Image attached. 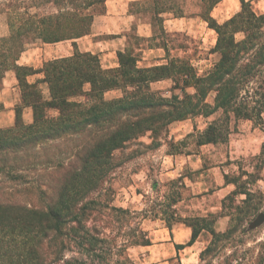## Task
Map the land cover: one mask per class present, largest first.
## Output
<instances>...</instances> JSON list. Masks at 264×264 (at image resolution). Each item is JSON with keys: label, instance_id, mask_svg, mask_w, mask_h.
I'll use <instances>...</instances> for the list:
<instances>
[{"label": "trees", "instance_id": "16d2710c", "mask_svg": "<svg viewBox=\"0 0 264 264\" xmlns=\"http://www.w3.org/2000/svg\"><path fill=\"white\" fill-rule=\"evenodd\" d=\"M158 1L170 5V0ZM240 1V10L228 20L218 24L208 18L217 34L212 51L218 60L204 73L186 62L173 65L169 73L167 67L151 72L135 68L133 58L121 54L120 67L105 70L96 55L75 52L44 62L40 71L47 98L36 84L25 81L31 69L16 64L26 42L50 43L88 33L93 18L89 9L105 0H31L54 4L55 11L43 12L30 11L40 5L6 6L9 33L0 37V79L7 69H15L21 103L14 125L0 128V264H126L129 239L119 244L106 233L118 221L116 216L130 213L104 197L117 168L141 153L139 148L157 146L156 135L170 122L189 116L220 112L199 133L197 144L226 140L231 121L251 120L264 132V13ZM216 2L200 0L209 8ZM165 75L174 78L175 86H191L193 92L183 89L181 96L165 98L150 91L148 82ZM115 88L123 90L122 96L104 99L103 93ZM23 106L32 109L29 124L22 120ZM146 134L150 143L141 140ZM255 159V166L262 168L264 139ZM224 176L235 185V193L244 195L235 220L259 212L264 190L239 191L237 183ZM176 200L167 204L170 212L163 220L169 228L184 220L192 228L191 244L201 228L211 230L213 219L178 216L170 209ZM226 214L232 221L233 214ZM232 228L211 230L199 256ZM134 236V244L145 241Z\"/></svg>", "mask_w": 264, "mask_h": 264}, {"label": "crops", "instance_id": "0c3cea01", "mask_svg": "<svg viewBox=\"0 0 264 264\" xmlns=\"http://www.w3.org/2000/svg\"><path fill=\"white\" fill-rule=\"evenodd\" d=\"M244 1L250 3L254 12L264 13V0ZM158 2L105 0L102 12L92 20L88 33L50 43L38 40L22 50L16 64L31 69V72L25 75V81L36 84L45 98L48 97V87L40 71L44 62L68 57L75 52L96 55L105 70L120 67L121 54L131 56L135 68L149 69L151 72L155 67H167L166 72L169 73L173 65L179 67L186 62L198 74L204 73L218 60V54L212 51L217 34L208 24V18L218 24L228 20L240 10L241 1L218 0L210 8L201 5L200 0H170V5H158ZM199 26L202 27V33L206 31L213 34L208 48L209 55L213 57L206 59L209 61V67L202 71L189 59L188 49L174 47L169 38L177 33L190 34L194 27ZM148 86L150 91L165 98L172 94L181 96L183 89L193 92L191 86H185L183 89L175 86L174 78L167 75L152 78ZM43 87L46 89L45 93L41 89ZM84 88L87 89L88 85ZM122 94L121 88H115L105 91L103 97L111 100L121 97ZM207 100L212 102V96L208 95ZM20 103L21 88L15 69L10 68L0 79V128L6 129L14 125L16 107ZM210 116H189L170 122L167 126L168 139L172 142H182L186 136L196 131L194 118L208 119ZM21 117L25 124L31 123L30 106L22 107ZM207 123L206 121L205 124ZM208 144L215 143L198 144L197 150H189L186 146L176 149L166 147L158 165L161 176L168 180H179V183L183 182L190 187V201L194 202L190 208L194 211L181 212L178 216L188 217L191 221L213 219L211 230L220 233L229 227L230 219L224 211L223 203L225 197L232 194L235 186L226 181V172L222 166H209L206 163L203 148ZM149 221L151 224L143 227L145 241L127 248V256L132 261L130 264H196L200 252L212 237L211 230L201 228L194 241L188 244L192 228L184 220L174 222L170 228L163 219ZM176 245L182 247L178 249Z\"/></svg>", "mask_w": 264, "mask_h": 264}, {"label": "rangeland", "instance_id": "374dc122", "mask_svg": "<svg viewBox=\"0 0 264 264\" xmlns=\"http://www.w3.org/2000/svg\"><path fill=\"white\" fill-rule=\"evenodd\" d=\"M40 5L30 11H55L54 4H36L31 0H0V37H5L9 33L7 19V5ZM103 5H95L89 9L92 13V20L102 12ZM174 47H186L189 59L200 71L209 67V61L213 56L208 53L213 34L203 31L202 27H194L190 34L177 33L169 36ZM38 39H28L25 46H28ZM45 93L46 89L41 88ZM220 112H216L208 119L203 117L194 118L193 122L196 131L186 136L182 142H172L168 139V128L156 135L157 146L150 145L141 149V153L126 161L120 168H117L113 177L106 186L109 188L104 196L111 205L128 209L127 214L116 216L113 226L106 230L110 236L121 244L129 239L127 248L135 245L130 242L133 235L134 239L141 241L144 238L143 227L151 224L149 220L164 219L170 212L167 204L175 197L176 202L171 203V210L175 209L177 215L181 212L194 211L190 208L194 202L190 201L192 194L190 187L179 183V180H168L160 175L159 159L164 149H176L186 146L189 150L199 149L196 143L198 134L205 127L206 121L209 122L218 118ZM148 134L141 138L145 143H150ZM264 139V132L252 121L240 120L236 123L231 121L230 130L226 140L215 144L204 146V157L209 166L220 165L228 175V179L237 183V190L250 189L253 193L264 190V166L256 167L255 156L258 154L261 142ZM158 141V142H157ZM60 143V141H59ZM166 144V145H165ZM164 145V147H161ZM128 151V150H127ZM118 153V152H117ZM251 173V174H246ZM260 178V179H257ZM235 186V185H234ZM236 187L234 188V191ZM233 193L225 201V212L232 213L233 220L229 222L232 232L226 237L215 242L211 250L205 251L198 258L196 264H262L264 261V221L255 227L251 222L259 212H264V199L258 205L259 212L252 211L245 215L244 220L237 222L235 215L236 207L242 206L241 199L244 195ZM20 200L18 198H14ZM189 205V206H188ZM128 257V256H127ZM132 262L129 258L126 264ZM178 264V263H174Z\"/></svg>", "mask_w": 264, "mask_h": 264}, {"label": "water", "instance_id": "95a60500", "mask_svg": "<svg viewBox=\"0 0 264 264\" xmlns=\"http://www.w3.org/2000/svg\"><path fill=\"white\" fill-rule=\"evenodd\" d=\"M263 220H264V212L261 211L257 214L256 218L251 222V226L255 227L261 222H263Z\"/></svg>", "mask_w": 264, "mask_h": 264}]
</instances>
